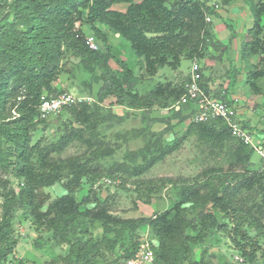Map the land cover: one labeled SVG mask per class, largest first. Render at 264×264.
Wrapping results in <instances>:
<instances>
[{
    "label": "trees",
    "instance_id": "trees-1",
    "mask_svg": "<svg viewBox=\"0 0 264 264\" xmlns=\"http://www.w3.org/2000/svg\"><path fill=\"white\" fill-rule=\"evenodd\" d=\"M244 1L249 2L253 23L242 43V55L259 57L246 81L256 91V81L264 79V0ZM117 3H126V9L113 8ZM214 5L206 0H0V264H7L18 243L12 225L17 208L35 230L51 231L59 243L68 245L67 264H94L97 241L91 229L96 223L102 226V241L109 250L119 242L123 245L128 237L122 250L124 263L142 245L138 231L144 226L156 239L157 244L149 246L157 264H196L191 245L202 242L210 230L225 232L245 263L264 259V167L250 168L254 150L232 136L221 119L190 120L180 137L162 145L167 126L153 132L155 139L148 138L142 147L125 151L122 160H106L113 156L117 139L126 140L128 134L118 131L116 141L110 142L107 131L127 116L113 113L112 104L138 109L143 119L150 118L153 109L169 107L173 113L167 122L187 117L175 109L187 96L185 82H159L141 94L137 77L125 63L116 69L109 66L113 56L107 47L109 32L129 42L151 77L164 66L178 69L182 58L204 57L207 45L215 43L211 22L205 20L206 14L217 15ZM88 31L103 42L102 48L89 47ZM72 57L79 58L91 75L102 68L98 75L102 85L91 103L62 109L69 118L55 119V140L33 142L35 127L48 126V119L38 115L41 97L61 91L55 83L63 73L72 74L65 67L66 62L74 63ZM108 97L114 98L112 104L103 105ZM130 132L137 135L141 129ZM191 135L208 155H224L226 167L202 170L195 180L181 185L180 198L173 206L154 215L122 218L112 214L109 197L100 196L96 181L116 179L118 173L138 178ZM75 142L84 151L62 156ZM4 174L15 179V186ZM160 180L172 183L176 179ZM84 181L89 189L78 200ZM55 183L66 193L51 199L43 188ZM90 203L92 207L87 206ZM189 229L195 235L188 234ZM199 263L206 264L203 256Z\"/></svg>",
    "mask_w": 264,
    "mask_h": 264
},
{
    "label": "rangeland",
    "instance_id": "rangeland-1",
    "mask_svg": "<svg viewBox=\"0 0 264 264\" xmlns=\"http://www.w3.org/2000/svg\"><path fill=\"white\" fill-rule=\"evenodd\" d=\"M206 1L209 5L217 3L219 5L218 11L224 9V7H228L224 6L221 3V0ZM254 1L258 0H253V2ZM243 2L245 1L243 0ZM246 3L247 5L249 4V2ZM126 7V3L114 6V8H118L122 11H124ZM249 12L251 15L250 8ZM262 22L264 23V17ZM262 34H264V30L261 33V36ZM108 35L110 37H108L107 47H109V50L113 55L109 58V66L112 69L120 68L122 63H125V65L130 68L137 77L136 86L141 94L147 93L148 90L153 88L159 82L164 83L171 81L173 84L181 83L183 81L186 82L187 78L185 79L186 76H184V74L188 73L191 65V60L189 58H182L181 64L176 70L164 66L160 68L154 76L149 77L143 67V58L136 56L131 49L129 42L112 32H109ZM230 35L234 36L233 34ZM236 36H239L238 33ZM247 36L248 32L241 37L246 39ZM233 39H236V37ZM96 42L100 48L103 47V42L100 39L96 38ZM224 44L227 46V50L223 53V59L224 61L232 62L235 53V45L231 43L228 44L227 41H224ZM65 67L68 69L70 68L72 74L66 72L63 73L55 84L59 86V84L63 82L67 91H70L75 95L91 96L95 99L96 94L102 85V81L98 75L102 73L103 69L99 67L96 69V73L91 75V72L86 69L84 64L80 63V60L74 61L73 64L66 62ZM235 72L236 71L233 70L232 73H229V76H233ZM109 99L114 100L112 97H109ZM107 103H109L108 105L112 104L111 101L105 100L104 105ZM172 109V107H169L166 110L163 108L153 109L149 112L153 118L150 117L146 119L142 118L140 114L142 112L138 109L137 111L136 109L130 108L129 110H126V118L120 124H116L112 129L107 131V135L112 143L113 141H116V132L119 131L120 133H124L127 131V139L124 140V137H119L117 139V147L113 156L106 158V160H122L125 151L142 147L148 138L155 139V137L151 135L153 132L166 129L167 126H169V129L161 139L162 145L170 144L174 139L180 137L188 126L193 112H186L184 115L187 116L185 120L178 121L177 119H172L173 121L170 123L164 121V118L171 117L173 113ZM13 114L15 115L16 113L13 111ZM59 116L62 120H67L69 118L67 113L62 110L59 115L51 116L46 120L48 126L44 127L43 125L38 124L34 131H32V141L35 142L39 138L44 139V142L55 140L58 133L53 131L58 126L55 124V119ZM132 129H141V133L133 135L130 132ZM202 149L203 146L198 144L197 137L191 135L177 150L166 156L162 161L157 162L142 176L135 178L118 173L116 174V179L123 182L122 184L119 185V183H116L114 185H108L104 182V178L102 177L96 181L94 187L98 193L100 192L101 197H109L112 214L114 215L122 218H136L140 216L154 215L173 206L180 198L179 191L181 185L184 183L188 184L195 180V177H197L202 170L208 167H226L224 155H208L206 150L204 149L202 151ZM83 151L84 147L75 142L63 152L62 156L79 154ZM251 159L252 165L250 168L259 169L261 161L256 152H253ZM3 177L10 179L11 185L15 186V179L6 174H4ZM165 177H172L176 180L172 183H163L160 179ZM183 178H187V181H183ZM152 185H156L153 187V190L151 188ZM88 189L89 185L84 181L83 186L77 192V199H82ZM43 190L50 195L51 199L63 195L66 191L60 183L46 186ZM87 206L92 207L93 204L90 203ZM82 207H84V205ZM215 214L218 219L222 218L219 211H216ZM12 225L14 229V237L17 239L18 243L14 248L13 254L9 256L7 264H67L64 257L68 253V245L59 243L51 231L35 230L30 220L24 217L23 211L20 208H17L14 212ZM91 232L93 238L97 241L94 264H124L122 250L128 244V237L123 245L119 242L114 250H109L102 241L103 231L102 226L99 223L94 225ZM138 233L141 242L146 240L145 243L157 244L154 235L146 226L140 228ZM187 233L195 235V232L190 229ZM262 243L264 247V239L262 240ZM191 249V258L196 261V264H200L199 259L201 256H203L206 264H247L244 262L238 251H236L230 239L227 237V234L220 230H210L207 237L200 243H193ZM183 264L191 263L186 261ZM254 264H264V259L260 257Z\"/></svg>",
    "mask_w": 264,
    "mask_h": 264
},
{
    "label": "crops",
    "instance_id": "crops-1",
    "mask_svg": "<svg viewBox=\"0 0 264 264\" xmlns=\"http://www.w3.org/2000/svg\"><path fill=\"white\" fill-rule=\"evenodd\" d=\"M118 4L120 5L123 3H117L115 5ZM224 6L228 7H224V9L220 11H218V7L216 9L217 15L212 16L211 20L210 27L215 43L207 45L204 57L199 60L203 77L202 86L207 93L215 97H222V99L228 100L234 105L236 119L253 134L254 142L261 145L264 149V79L260 78L256 81L259 89L256 91L252 90L246 82L247 73L252 68H255V65L258 64L259 57L256 54L242 55V43L245 42L247 38L243 39L241 36L248 32V29L253 23L249 12V6L246 2H243V0H235ZM237 33L239 36H236ZM108 37L110 36L108 35ZM234 37H236V39H233ZM224 41H227L228 44L231 43L235 45V48L233 47L235 53L232 62L224 61L223 59V53L227 50ZM233 70L236 71L235 74L229 76V73H232ZM187 74L188 73L184 74V76H186L185 79L187 78ZM57 87H59L60 90H66L63 82ZM105 100L112 101L113 99H109L108 97ZM110 108L113 113L121 116L126 110H129L130 107L112 104ZM166 109L167 108H165V110ZM175 109H181L182 115L186 114V112H193L194 114L195 105L193 102L187 100L177 104ZM150 117L152 118L153 116L150 115ZM191 118L192 117H190V119ZM165 121H168V119L166 118ZM257 155L261 161L260 167H264L261 156L258 153ZM65 193L66 191L63 194Z\"/></svg>",
    "mask_w": 264,
    "mask_h": 264
},
{
    "label": "built area",
    "instance_id": "built-area-1",
    "mask_svg": "<svg viewBox=\"0 0 264 264\" xmlns=\"http://www.w3.org/2000/svg\"><path fill=\"white\" fill-rule=\"evenodd\" d=\"M214 7L216 10L218 5L216 4ZM205 20L211 22L212 15L206 14ZM79 26L80 22H76L75 27L79 28ZM85 40L91 49H100L91 31L86 33ZM201 78V64L199 59L194 57L191 59L185 82L187 96L181 100V102L189 100L195 105V112L190 120L208 122L221 119L228 127L231 135L250 146L261 156L264 163L263 147L254 142L253 134L236 119L234 105L230 101L222 99V97H215L207 93L201 84ZM93 100L91 96L75 95L70 91L61 90L53 95L41 97V102L37 107L38 115L40 119H49L51 116L60 113L65 106L84 102L91 103ZM104 182L108 185H114L120 183V180L104 177ZM145 241L131 257L125 260L124 264H157L154 261L153 250L150 248L149 243H145Z\"/></svg>",
    "mask_w": 264,
    "mask_h": 264
},
{
    "label": "water",
    "instance_id": "water-1",
    "mask_svg": "<svg viewBox=\"0 0 264 264\" xmlns=\"http://www.w3.org/2000/svg\"><path fill=\"white\" fill-rule=\"evenodd\" d=\"M72 61H79V58H71Z\"/></svg>",
    "mask_w": 264,
    "mask_h": 264
}]
</instances>
